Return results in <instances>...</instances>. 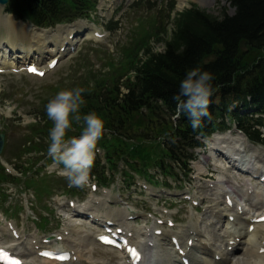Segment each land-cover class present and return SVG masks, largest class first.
Returning a JSON list of instances; mask_svg holds the SVG:
<instances>
[{"label":"trees","instance_id":"1","mask_svg":"<svg viewBox=\"0 0 264 264\" xmlns=\"http://www.w3.org/2000/svg\"><path fill=\"white\" fill-rule=\"evenodd\" d=\"M14 4L20 6V15L47 25L84 16L94 8L95 0H15ZM231 6L235 9L233 16L225 11L216 17L195 6L177 13L170 30L156 33L150 25L140 31L134 51L129 47L123 49L122 62H108L105 71L87 69L79 83L89 89L83 94L85 105L81 112L94 111L103 119V132L108 135H102L98 146L105 150L111 169H116L125 157L139 161L142 167L152 163L163 167L166 159H180L172 152L163 153L162 139L179 137L188 144L191 136L221 129L225 118L233 120L234 114L228 106L235 100L245 102L247 96H252L255 106L264 111V0H231ZM173 7L171 3L170 10ZM158 45L164 47L160 52ZM194 67L213 73L216 89L210 98L213 101L209 105L211 119H205L195 132L187 123L185 113L180 123L173 125L162 119V110L155 103L160 100L166 108L174 109L173 96L179 91V82L186 70ZM125 77L127 94L121 88ZM61 89L68 87L62 85L48 96ZM43 118L48 123L44 125L46 132L41 134L46 136L51 121L45 111ZM78 125L81 130V124ZM241 128L247 129L243 125ZM151 135L156 146L149 147L146 141L151 140ZM249 136L264 144L258 133L256 137ZM40 147L32 145L35 150ZM95 173L100 178L104 168H97Z\"/></svg>","mask_w":264,"mask_h":264},{"label":"rangeland","instance_id":"2","mask_svg":"<svg viewBox=\"0 0 264 264\" xmlns=\"http://www.w3.org/2000/svg\"><path fill=\"white\" fill-rule=\"evenodd\" d=\"M115 1V7L119 6L122 3L136 4V0ZM168 1L169 0H145L142 3H139L130 12L129 10H127L128 8L123 10L119 17H121L120 19L122 20L124 29H121L116 34H109L102 31L104 39L98 41L99 43H84L83 45H80L78 47V50H80V53L84 56V60H90L95 68H101L104 65L102 59L105 58L106 52H115V49L117 51L118 46L128 40V35H133L136 28H140V22L147 23L149 20H151L152 16L154 15L151 9L163 6L165 3H168ZM175 2L176 12L189 8L192 4H194L214 16H220L224 10H227V13L229 15L233 13V9L230 6V0H175ZM109 14L110 12H107V15ZM95 24L98 27L102 26L101 22H95ZM99 30L101 31V29ZM76 56L77 55H74L61 61L56 70H54L52 73H49L43 79H37L26 75H0V102L6 104V106L10 107L13 110L11 120H9V118L6 119L7 115H4V117L3 115H0V127H7L9 125V130H11L10 140H8V144L6 145V150L2 158V160L5 161L9 166L14 167L15 164L20 163V142L22 139V135L25 133L24 129L26 128L27 123L32 124L35 122L34 118H32L33 116L31 115L33 111L39 109V107H44V103H42L40 100H44L48 94V89L46 88V86L52 85L57 81H65L66 84L69 85L70 79L68 78V74L71 73L70 69L74 64V60L80 55L77 57ZM78 61L79 59H77L76 62ZM19 119L23 120V122H19ZM15 128H18V132ZM239 138L240 137L236 133L232 134L231 136V140L233 141V143L239 142ZM257 149H260V147H258ZM244 152L245 156L247 155L248 157H261L260 159L264 160V152L262 150H256L252 146L244 149ZM257 152L259 154H257ZM209 155L212 158L211 163L213 167L207 166L208 161H204V163L197 162L193 166L195 171L194 175L197 177V179L194 181V186L196 188H201L199 190L201 197L208 201L212 199L215 201L217 200L220 203L223 202V199H221V197L219 196L217 189H206L205 182L199 179L200 176L209 175L214 177L213 181H215L221 189L229 193L230 191L227 187L226 181H228V184H230L231 182L235 186V193H230L231 196L235 201H241V203L243 202V204H246V200L243 196L244 191L242 189L241 181L238 180L234 174L229 172L227 165L223 163L216 155L211 154L210 152ZM43 175H47L50 177H60V175H62L61 166L53 165V167L47 168L46 173ZM65 182H63V184H65ZM55 191L58 194L61 193L58 192L57 188L55 189ZM29 192L33 193V191ZM11 195L15 197L14 191H11ZM97 195L98 197L96 198H103L100 189ZM112 195L115 199L119 196V192L114 191ZM53 198L54 197H52V195H47L39 200L37 198H33V195L29 196L28 201L27 203H25V205H23V201H18V206L22 207L20 211L21 214L16 212L15 218H8L11 222H14V224L17 225L19 231L22 230L27 233L29 231V235L33 237H39L42 234L31 228V226H28L29 224L31 225V223L28 221H30V218L32 219V217H36L37 220H40V217H48L50 222L47 227L48 232H53L54 230H56L57 223L61 221H63L66 226L67 222L69 228H71L72 225L76 222L73 221L74 219L72 218L68 209L64 205L62 206L63 202H59ZM16 199L18 200L19 198ZM79 199L80 201L84 200L81 198ZM14 205V203L11 204V206L13 207ZM244 206L246 211L250 212L249 205L247 204ZM45 208H49L50 211L45 210ZM54 209L58 212L57 214L51 212V210ZM135 212H139V210H136ZM185 216H187V213H185ZM137 222L140 223L142 222V220H139ZM83 227L85 228V225H83ZM202 230L206 231L204 228H202ZM215 242L218 247L222 245L220 240H216ZM91 247L89 248L91 254L86 258V261H81L76 264H121V261L116 254L110 253L106 250H102L94 246L92 248ZM246 247L247 245L241 249L238 255H236L237 258H241L244 255L246 256V253L248 254Z\"/></svg>","mask_w":264,"mask_h":264},{"label":"clouds","instance_id":"3","mask_svg":"<svg viewBox=\"0 0 264 264\" xmlns=\"http://www.w3.org/2000/svg\"><path fill=\"white\" fill-rule=\"evenodd\" d=\"M214 79L213 73L200 67L188 69L179 82L178 93L173 96L177 115L185 113L194 132L203 126L204 119H211L209 105L216 91ZM88 91L83 86L61 89L45 104L46 116L51 121L47 155L54 165L61 166L69 186L74 187L89 184L98 141L104 131V121L96 112H81L85 105L83 94ZM74 124H81L80 133L68 136Z\"/></svg>","mask_w":264,"mask_h":264},{"label":"bare ground","instance_id":"4","mask_svg":"<svg viewBox=\"0 0 264 264\" xmlns=\"http://www.w3.org/2000/svg\"><path fill=\"white\" fill-rule=\"evenodd\" d=\"M1 17H3V18H1ZM9 17L10 16H0V23H4L8 26V28H10L9 41H10V39H12L14 42H16L18 40V37L16 35L14 36V32H19V33H21L24 42L25 41H27L29 43L36 42V44L34 45L35 49H33V50L21 49L22 53H19V54L17 53L18 49H16V48H12L11 50L9 49L10 51H13L10 53H13V54L15 53L14 56L21 59V61L22 60L25 61L28 58H32V52L39 54V58H41L42 55H43L42 57H44L50 49L47 46V45L50 46L49 43L53 44V42H55V41H56V43L63 42V41L66 42L68 39V35H71L74 32L77 33L81 29L84 30L85 28H87V25L85 23H82V24L78 23L73 27H65V28L59 27L53 31H41V30L37 31V30L33 29L31 26H29V27L26 26L25 28L22 26L19 27L18 25L16 26V24ZM11 30H12V32H11ZM87 35L89 36L90 34L88 33ZM61 45H63V44H61ZM7 55L8 54L5 50L3 52V56H1V58H0V62L5 64V62H6L5 59H6ZM252 87L253 86H251V88ZM241 138L243 140H245L243 137H241ZM243 145L244 144L242 143L241 146H243ZM226 184L235 193V186L231 182H230V184H228V181H226ZM225 200H226V197H225ZM220 206L221 205L219 203H213V205L208 208L211 215H213V217H214L213 219L218 220V222L221 221L220 217L223 214ZM237 223L234 224L232 227L233 228L236 227L237 229H239L240 221ZM214 226H215L214 228H217L218 224H214ZM71 229H72L71 230L72 234L74 235V238H75V242H74L75 246L74 247H76L78 250V252H77V254H75V256L82 257L83 255H85V253L83 251L84 247L88 248V249L91 247L90 233L83 231L82 225L78 224V223L73 224ZM138 231H140V230L138 229ZM217 231H218L217 233H219L221 231V229H218ZM146 232L149 233L147 230H146ZM141 233H144V232L141 230ZM151 235H153V233ZM219 235H220V233H219ZM163 236L167 237L168 236L167 232L163 233ZM153 239H155V240L150 239V241L154 242V241L161 240L160 238H157V237H154ZM161 244H162V242H161ZM244 245H248L249 248L251 247L250 249L246 247L248 254L246 253V256L244 255L241 258L240 257L237 258L235 256L233 260L226 262V264H264V255H262L260 253L261 248H264V224L257 226V230L254 231L253 234L246 235V237L244 238V240L242 242V246H244ZM227 246H230V245H227ZM13 248L18 253H20L24 258L28 257L29 255H32V250H33L32 247H30L29 245H27L25 243H23V244L20 243L19 247H16V248L13 247ZM240 249H241V246L238 245L234 249H232V252H234L236 250L238 252ZM202 250H205V252L208 251L206 248H202L201 251ZM193 252H195V254H194L195 259L205 258L202 255H197L196 250H193ZM220 252H221L223 257H227L226 256L228 253L227 248L223 251H220ZM207 255H209V257H212V255L210 253L208 254V252H207ZM164 258H165L164 264H172L175 261V259H174L175 256L171 252H168V254L164 256ZM202 264H206V261L203 260Z\"/></svg>","mask_w":264,"mask_h":264},{"label":"snow or ice","instance_id":"5","mask_svg":"<svg viewBox=\"0 0 264 264\" xmlns=\"http://www.w3.org/2000/svg\"><path fill=\"white\" fill-rule=\"evenodd\" d=\"M29 71H32L38 75H43V73H39L35 67L30 68Z\"/></svg>","mask_w":264,"mask_h":264}]
</instances>
